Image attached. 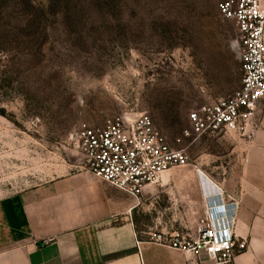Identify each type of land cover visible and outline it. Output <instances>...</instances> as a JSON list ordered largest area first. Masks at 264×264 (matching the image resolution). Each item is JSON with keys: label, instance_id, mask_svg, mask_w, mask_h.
I'll return each instance as SVG.
<instances>
[{"label": "rangeland", "instance_id": "374dc122", "mask_svg": "<svg viewBox=\"0 0 264 264\" xmlns=\"http://www.w3.org/2000/svg\"><path fill=\"white\" fill-rule=\"evenodd\" d=\"M222 1L0 0V200L76 171L80 124L146 114L177 147L188 113L240 86ZM237 136L184 140L187 165L162 175L136 219L177 230L183 211L200 218L198 177L210 183Z\"/></svg>", "mask_w": 264, "mask_h": 264}, {"label": "crops", "instance_id": "0c3cea01", "mask_svg": "<svg viewBox=\"0 0 264 264\" xmlns=\"http://www.w3.org/2000/svg\"><path fill=\"white\" fill-rule=\"evenodd\" d=\"M225 155V166L212 164L218 173L206 172L210 183L198 177L195 191L204 202L197 200L195 206L204 210L217 189L229 196L227 202L237 205L234 233L248 242L235 264H264V102ZM156 191L148 186L136 201L76 170L1 199L0 264H212L203 255L174 251L156 241L194 233L199 218H188L192 208L184 209L186 219L175 225L177 230L168 222L149 225L136 219L139 206L145 212L143 207L148 210L153 203L143 206L141 198L155 201Z\"/></svg>", "mask_w": 264, "mask_h": 264}, {"label": "built area", "instance_id": "2783aa9c", "mask_svg": "<svg viewBox=\"0 0 264 264\" xmlns=\"http://www.w3.org/2000/svg\"><path fill=\"white\" fill-rule=\"evenodd\" d=\"M217 10L235 27L231 46L240 62L239 88L188 113V128L174 140L177 147L167 143L146 114L107 119L99 127L80 124L74 138L77 170L138 201L165 172L187 165L185 149L179 148L184 140L245 132L264 102V0H224ZM217 191L215 199L207 201L194 233L156 241L174 251L203 255L212 264H235L248 242L234 233L236 203H228L230 197Z\"/></svg>", "mask_w": 264, "mask_h": 264}, {"label": "bare ground", "instance_id": "6f19581e", "mask_svg": "<svg viewBox=\"0 0 264 264\" xmlns=\"http://www.w3.org/2000/svg\"><path fill=\"white\" fill-rule=\"evenodd\" d=\"M207 201H210V198H209V197H208V199L206 200V202H207Z\"/></svg>", "mask_w": 264, "mask_h": 264}, {"label": "trees", "instance_id": "16d2710c", "mask_svg": "<svg viewBox=\"0 0 264 264\" xmlns=\"http://www.w3.org/2000/svg\"><path fill=\"white\" fill-rule=\"evenodd\" d=\"M33 26V25H32Z\"/></svg>", "mask_w": 264, "mask_h": 264}]
</instances>
